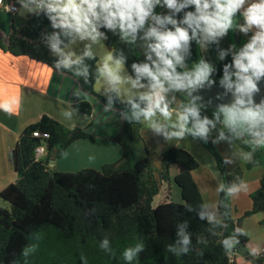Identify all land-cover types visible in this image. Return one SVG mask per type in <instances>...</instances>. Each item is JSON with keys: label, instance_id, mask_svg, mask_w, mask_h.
Masks as SVG:
<instances>
[{"label": "trees", "instance_id": "1", "mask_svg": "<svg viewBox=\"0 0 264 264\" xmlns=\"http://www.w3.org/2000/svg\"><path fill=\"white\" fill-rule=\"evenodd\" d=\"M156 12L167 14L168 10L158 6ZM237 19L243 23L239 13ZM53 31L43 13L31 15L21 26L12 20L8 41L0 35V49L14 56H27L55 69L58 58L46 42V37ZM103 31H106L107 44L112 47L113 54L123 51L127 57L126 66L132 74L131 64L144 60L136 46L122 42L118 35L110 31ZM252 34L230 30L219 45L212 44L206 51L193 41L191 56L186 63L190 68L203 56L215 65L217 71L212 78L219 83L223 66L231 63L232 56L229 54L221 61L218 49H228L233 44L240 48ZM87 62L92 70L88 83L83 77L78 78L64 69L59 72L75 78L82 91L108 107V96L95 90L99 80L96 76L98 61ZM260 83H264V79ZM112 96L111 108L123 114L122 128L115 137L122 155L117 161L104 164L100 170L86 168L77 172H60L52 169V175L49 172L50 161L62 158L76 141H96V137L88 132L91 123L87 128H70L44 115L22 132L13 150L18 179L0 190V264H127L123 251L138 241H143L145 251L132 264H239L236 248H247L249 238L245 234L240 235L233 251L225 252L219 233L222 231L223 236L231 235L236 228L242 229V219L264 212V178L261 187L250 195L252 209L238 220L234 217L236 209L232 197L225 199V193H220L219 211L228 212V228L217 229L216 236L210 235L207 221L200 220L198 216L204 210L201 207L204 200L193 177V171L200 166L198 160L189 151L178 147L165 151L158 167L149 158L138 160L134 128L139 123H130L125 118V114L129 113L128 106L121 103L115 94ZM178 97L183 99L181 94ZM75 107L87 116L93 114V106L88 101ZM214 110L205 107L202 115L211 118ZM35 131L49 134V138L44 140L47 154L40 160H36V149L43 140L33 136ZM200 141L214 157L226 186L233 181L244 180L247 169L264 167L262 148L256 151L252 163L228 172L223 163L224 157L212 143V137L207 143ZM236 143L249 150L242 141ZM173 166H177L174 180L181 189L184 202L169 200L155 206L154 200L162 184L172 181ZM224 204L228 207L224 208ZM187 205H191L192 211L186 209ZM185 220L188 221L187 231L192 235V250L186 255L175 256L167 251L166 245L176 240L178 224ZM199 237H204L207 243H198ZM105 238L110 241L112 253L100 248ZM26 249L30 250L27 256L24 255ZM250 263L264 264V253Z\"/></svg>", "mask_w": 264, "mask_h": 264}, {"label": "clouds", "instance_id": "2", "mask_svg": "<svg viewBox=\"0 0 264 264\" xmlns=\"http://www.w3.org/2000/svg\"><path fill=\"white\" fill-rule=\"evenodd\" d=\"M19 3L25 12L43 13L50 21L54 31L46 42L58 58L55 69L83 77L85 83L92 77L87 61H97L95 49L104 47L103 41L108 38L103 30L118 35L128 45H134L137 39L145 41V59L131 64L132 74L125 67L127 57L123 51L113 54L104 48L107 58H101L96 68V76L105 85L104 94L113 93L128 106L125 118L130 123L146 124L152 133L162 135L166 141L191 136L207 143L216 132L212 143L226 141L233 149L232 158H223L225 165L236 159L252 163L256 151L264 148V100L254 101L260 91L258 85L264 79V0H19ZM158 6L168 13H157ZM238 13L243 23L238 22ZM230 30L253 34L240 48L233 44L228 49H218L219 60L232 56L231 63L223 66L219 83L225 94L231 92L234 99L217 105L209 118L202 115L205 105L195 93L216 83L212 77L217 69L203 56L190 68L186 62L193 41L206 51L212 44L219 45ZM78 44L83 45L79 53L75 50ZM112 104L113 96L108 95V107ZM237 141H242L249 150H234ZM246 190L244 180L217 187L218 192L225 193V199ZM201 207L204 210L198 216L207 221L210 235L216 236L217 229L228 228L227 211L219 213L218 207L210 204ZM186 209L192 211L191 205ZM187 228V220L178 224L176 240L166 245L169 253L181 256L192 250V235ZM219 234L225 252H232L239 236L245 233L236 228L231 235L223 236L222 231ZM198 243L206 244L207 240L199 237ZM100 248L112 253L107 238L101 241ZM29 251L26 249L24 255ZM144 251L145 244L138 241L124 249L123 259L132 264Z\"/></svg>", "mask_w": 264, "mask_h": 264}, {"label": "crops", "instance_id": "3", "mask_svg": "<svg viewBox=\"0 0 264 264\" xmlns=\"http://www.w3.org/2000/svg\"><path fill=\"white\" fill-rule=\"evenodd\" d=\"M11 1L18 5V13L10 14L0 9V35L5 41H8L12 20L21 26L33 15L22 9L19 0ZM103 45L104 47L95 49L98 66L101 58H107L104 48L113 53L107 40L103 41ZM82 47V44H78L75 50L79 53ZM125 67L131 74L127 66ZM104 87L103 79L99 78L95 84L96 92L103 96L114 95L104 94ZM85 101L93 106L92 116L81 113L75 107L76 104ZM44 115H49L70 128H87L91 123L88 132L96 137L94 142L90 139H81L73 143L62 158L55 159L54 166L50 161V167L55 171L77 172L86 168L100 170L104 164L115 162L121 157L122 149L115 140L123 125L121 111L107 107L98 98L82 91L78 81L72 76L61 73L46 63L27 56H14L0 49V190L18 179L13 150L20 135L26 127L39 121ZM216 135V132L211 135L213 140L216 139ZM134 139L136 158L138 160L149 158L157 167L161 155L171 147L182 148L192 153L200 164L199 168L193 171V177L204 204L218 207L219 210L221 192L217 191V187L223 183V177L214 157L202 146L200 139L188 136L183 140L166 141L162 135L152 133L146 124L135 126ZM215 145L223 157L232 158L233 149L226 141H220ZM234 150L246 151L237 143ZM247 164L248 162L236 159L234 163L227 164L226 168L231 172L239 167H246ZM177 171V167L173 166L171 169L173 180L166 183L170 188L169 199L165 200L166 195L158 204L155 205L154 202L155 206L169 200L184 202L181 189L174 180ZM263 178V166L246 170L244 181L247 183V190L232 197L236 220L252 209L250 195L261 187ZM260 225L264 226V212L246 218L241 226L249 238L247 250L254 257L264 253V232ZM236 255L239 264H251L239 253Z\"/></svg>", "mask_w": 264, "mask_h": 264}, {"label": "water", "instance_id": "4", "mask_svg": "<svg viewBox=\"0 0 264 264\" xmlns=\"http://www.w3.org/2000/svg\"><path fill=\"white\" fill-rule=\"evenodd\" d=\"M145 27H147V25ZM142 34L143 33H141L140 35ZM134 45L136 46L137 50L142 55V57L145 59V41L137 39ZM258 87L260 91L254 96V101L256 103H259L261 100H264V83H259ZM225 92L226 90L220 85V83H215L212 86L206 85L204 88L200 89L197 93H195V95H199L200 97H202V100L199 102L203 103L206 108L216 109L217 105L221 103H231L233 101L234 97L232 96V93L228 92L227 94H225ZM55 161V159L51 160V164L53 166ZM49 172L51 175L53 174L52 167ZM236 251L248 261H251L255 258L253 255H251L250 251H248L247 248L241 249L240 247H237Z\"/></svg>", "mask_w": 264, "mask_h": 264}, {"label": "built area", "instance_id": "5", "mask_svg": "<svg viewBox=\"0 0 264 264\" xmlns=\"http://www.w3.org/2000/svg\"><path fill=\"white\" fill-rule=\"evenodd\" d=\"M0 9H4L10 14H16L19 11V7L16 3H14L13 1H5V0H0ZM33 136L43 140L42 144L38 146L36 149V160L43 159L47 154L44 140L49 138V134L41 133L40 131H35Z\"/></svg>", "mask_w": 264, "mask_h": 264}, {"label": "rangeland", "instance_id": "6", "mask_svg": "<svg viewBox=\"0 0 264 264\" xmlns=\"http://www.w3.org/2000/svg\"><path fill=\"white\" fill-rule=\"evenodd\" d=\"M250 2H251V0H250ZM160 165V164H159ZM177 167V166H176ZM173 180V179H172ZM175 183V182H174ZM177 184V183H176ZM175 184V185H176ZM177 187V186H176ZM170 190V188L167 186V184L166 183H163L162 184V186H161V191H160V193H159V196L157 197L156 196V198H155V200H154V202H155V205L156 204H158V202H161V201H163L162 199L167 195V197L165 198V200L167 199H169V191ZM244 215V214H243ZM243 215L241 216V218L243 217ZM235 216H236V213H235ZM246 218H244V219H242V221L243 220H245ZM259 227V226H258ZM260 228L262 229V231L264 232V226H261L260 225ZM236 257H237V255H236ZM252 264V263H251Z\"/></svg>", "mask_w": 264, "mask_h": 264}]
</instances>
